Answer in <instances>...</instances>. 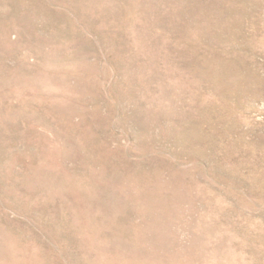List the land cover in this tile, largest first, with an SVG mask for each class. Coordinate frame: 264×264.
I'll return each instance as SVG.
<instances>
[{
	"label": "rangeland",
	"instance_id": "obj_1",
	"mask_svg": "<svg viewBox=\"0 0 264 264\" xmlns=\"http://www.w3.org/2000/svg\"><path fill=\"white\" fill-rule=\"evenodd\" d=\"M0 264H264V0H0Z\"/></svg>",
	"mask_w": 264,
	"mask_h": 264
}]
</instances>
